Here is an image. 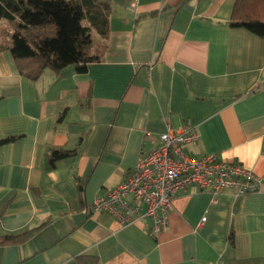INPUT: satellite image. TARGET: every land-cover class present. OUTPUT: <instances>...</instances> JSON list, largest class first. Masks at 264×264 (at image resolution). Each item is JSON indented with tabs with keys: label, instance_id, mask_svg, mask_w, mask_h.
I'll return each instance as SVG.
<instances>
[{
	"label": "crops",
	"instance_id": "1",
	"mask_svg": "<svg viewBox=\"0 0 264 264\" xmlns=\"http://www.w3.org/2000/svg\"><path fill=\"white\" fill-rule=\"evenodd\" d=\"M82 1L85 73L15 58L18 23L0 21V140L15 138L0 146V236L34 230L0 243V264H264V38L230 25L236 0ZM22 32L35 42L57 27ZM168 125L195 130L190 156L253 170L259 190L180 192L154 236L148 219L87 213ZM55 147L77 155L51 167Z\"/></svg>",
	"mask_w": 264,
	"mask_h": 264
},
{
	"label": "built area",
	"instance_id": "2",
	"mask_svg": "<svg viewBox=\"0 0 264 264\" xmlns=\"http://www.w3.org/2000/svg\"><path fill=\"white\" fill-rule=\"evenodd\" d=\"M197 139L190 126L168 125L155 147L140 154L125 181L96 197L86 212L109 213L122 225L148 219V232L154 236L167 229L172 199L180 192L207 190L218 196L231 188L240 195L259 190L261 177L242 163L217 153L199 157L187 154L185 146Z\"/></svg>",
	"mask_w": 264,
	"mask_h": 264
},
{
	"label": "trees",
	"instance_id": "3",
	"mask_svg": "<svg viewBox=\"0 0 264 264\" xmlns=\"http://www.w3.org/2000/svg\"><path fill=\"white\" fill-rule=\"evenodd\" d=\"M100 6L108 4L99 3ZM90 14L82 0H0V21H16L18 28L13 32V44L10 50L15 58L33 56L43 66L62 73L67 67L73 66L75 71L85 73L88 69V60L83 57L79 43L90 35V27L83 24ZM96 18L91 19L92 25ZM107 20H104L106 22ZM53 23L57 27L55 37L30 41L22 32L27 27H40ZM230 25L242 27L249 32L264 38V0H236ZM262 88L257 86L254 91ZM15 139L0 140V146ZM77 155V149L62 147L51 148L47 152V161L51 167L58 162ZM80 190L83 187L80 185ZM5 213V208L0 210V218ZM34 230L22 234L0 236V243H20L28 239ZM87 258L86 264L95 260L92 256Z\"/></svg>",
	"mask_w": 264,
	"mask_h": 264
}]
</instances>
